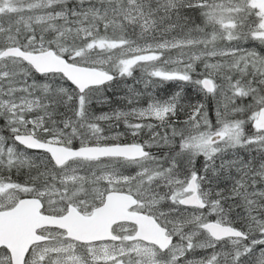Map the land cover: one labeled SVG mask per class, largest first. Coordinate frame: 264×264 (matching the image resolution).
Returning <instances> with one entry per match:
<instances>
[{"label":"snow or ice","instance_id":"6c2138e0","mask_svg":"<svg viewBox=\"0 0 264 264\" xmlns=\"http://www.w3.org/2000/svg\"><path fill=\"white\" fill-rule=\"evenodd\" d=\"M0 264H264V0H0Z\"/></svg>","mask_w":264,"mask_h":264},{"label":"trees","instance_id":"16d2710c","mask_svg":"<svg viewBox=\"0 0 264 264\" xmlns=\"http://www.w3.org/2000/svg\"><path fill=\"white\" fill-rule=\"evenodd\" d=\"M253 45H254V44H253ZM254 46H255V45H254ZM142 75H143V73H141L139 69H137V70L134 72V76H135L137 79H139ZM127 83H128V84H132V83H133V80H132V79H128ZM171 85H172V84H170V83L165 84L164 87H163L162 89H158V90H157L158 93H159V91L168 92V91L171 89V87H173V86H171ZM136 87H137L138 89L143 90V85H142V84H138V85H136ZM121 89H122V90H121ZM117 90H118L119 93H121V94H125V91H126V90L123 88V85H121V88H120V89H117ZM187 91H188L189 96H192V95L190 94V91H191V90L188 89ZM119 93H117L116 91H115V93H113V92H108V95L111 96L112 99H113L112 107H124V106H125L124 103L121 102V101L117 98V96L119 95ZM96 111H97V113L102 112V111H108V108H107V107H96Z\"/></svg>","mask_w":264,"mask_h":264},{"label":"rangeland","instance_id":"374dc122","mask_svg":"<svg viewBox=\"0 0 264 264\" xmlns=\"http://www.w3.org/2000/svg\"><path fill=\"white\" fill-rule=\"evenodd\" d=\"M251 46H254V45H251ZM169 83L172 84L171 86H173V87H171V89H170L168 92L159 91L158 94H159L160 96H162V97H166V96H168V95H171L174 91L178 90L177 85H175L174 83H171V82H169ZM121 90H122V89H121ZM110 92H111V91H110ZM116 92L119 93L118 90H116ZM190 94L193 95V94L191 93V91H190ZM123 95H124V94L119 93V95L117 96V98H118V97H121V96H123ZM144 103H146V100H142V101H141V104H144ZM120 130L123 131V127H121ZM147 138H148V136H147V132H145V133L143 134V136H142V139H147Z\"/></svg>","mask_w":264,"mask_h":264}]
</instances>
